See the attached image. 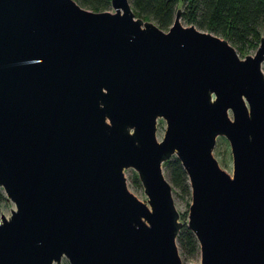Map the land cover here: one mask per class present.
Masks as SVG:
<instances>
[{
  "label": "water",
  "instance_id": "95a60500",
  "mask_svg": "<svg viewBox=\"0 0 264 264\" xmlns=\"http://www.w3.org/2000/svg\"><path fill=\"white\" fill-rule=\"evenodd\" d=\"M110 2L0 0V184L15 203L0 215V264H182L172 153L200 264H264V32L241 57L179 7L165 30ZM218 133L232 173L212 153Z\"/></svg>",
  "mask_w": 264,
  "mask_h": 264
},
{
  "label": "trees",
  "instance_id": "16d2710c",
  "mask_svg": "<svg viewBox=\"0 0 264 264\" xmlns=\"http://www.w3.org/2000/svg\"><path fill=\"white\" fill-rule=\"evenodd\" d=\"M77 1L91 9H104L111 3L110 0ZM129 2L136 15L153 18L160 27L168 25L173 20L179 7L178 0H129ZM179 8L180 16L186 22L221 34L241 52H245L249 47H256L262 34L261 28L264 27V0H183ZM162 163L173 186L191 193L188 176L179 157L172 153ZM134 180L139 182L136 173ZM175 237L186 256L193 255L199 250L198 239L187 223L178 227Z\"/></svg>",
  "mask_w": 264,
  "mask_h": 264
},
{
  "label": "rangeland",
  "instance_id": "374dc122",
  "mask_svg": "<svg viewBox=\"0 0 264 264\" xmlns=\"http://www.w3.org/2000/svg\"><path fill=\"white\" fill-rule=\"evenodd\" d=\"M177 4L179 5V7H181V5L183 4V0H178ZM105 8H108L110 10H114V7L111 5V3H109L108 6H106ZM151 19L154 20L153 18H151ZM180 21L183 24H189V22H186L183 18H181V16H180ZM170 23L166 26H161V27L163 29L167 30ZM195 26L200 28V29H205V27H203V26H199V25H195ZM263 32H264V27L261 28V33H263ZM218 35L221 36V34H219V33H218ZM233 45H234L237 53L241 57H243L244 54H246V53H253V51L255 49L254 47H249V48H247V50L245 52H241L237 49L235 44H233ZM261 66H262L263 71H264V60L261 62ZM228 113H229V115H232V112L230 109L228 110ZM166 124H167V122H166L165 117H163L162 115H158L156 117L155 135H156L157 139H160L163 136ZM211 150H212V153L214 154V156L217 158L219 165L222 168H224L226 171H228L229 173H232V167H233L232 151H231L229 139L227 138V136L225 134H223V133L216 134L215 141L212 145ZM162 168H163V172H164L165 176L168 178V180L171 183V180L169 178V174H168L163 163H162ZM123 172L125 174V179H126V183H127L128 188L135 195H137L139 198L146 199L147 195L144 192L143 185H142V183L138 177L137 170L131 165H126L123 167ZM135 173L139 179V182L134 180ZM171 186H172L173 202H174L176 208L178 209V213H179L177 219L180 220L181 224L187 223L189 202L191 200V193H190V191L185 192L183 190H180L178 187L173 186L172 183H171ZM13 207H15L14 201L7 195V193L4 190L3 185L0 184V215H1V212L4 213L5 215H9L11 208H13ZM176 242H177L178 250H179V253L181 256L182 264H200V249L196 253H194L193 255L186 256L181 251V246L179 245L177 239H176ZM52 264H57V263L55 261H53ZM58 264H71V263H70L68 257L66 255L62 254L60 259H59Z\"/></svg>",
  "mask_w": 264,
  "mask_h": 264
}]
</instances>
